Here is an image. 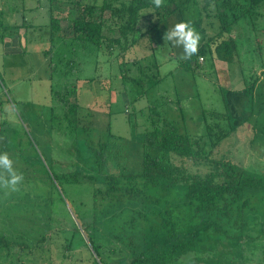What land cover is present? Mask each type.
Masks as SVG:
<instances>
[{"label":"rangeland","instance_id":"rangeland-1","mask_svg":"<svg viewBox=\"0 0 264 264\" xmlns=\"http://www.w3.org/2000/svg\"><path fill=\"white\" fill-rule=\"evenodd\" d=\"M57 1L71 6L75 0ZM107 2L120 7L129 0ZM249 3L164 0L156 8L144 0L138 28L126 38L106 9L104 40L88 49L71 39L66 19L61 37L50 38V0H0V152L24 176L19 192L0 191V235L6 239L0 264H93L86 234L104 248L107 264H129L132 249L141 250L129 240L166 248L173 233L192 246L169 264H264V189H246L249 204L235 205L230 216L196 212L178 187H147L138 201L124 189L113 196L98 191L107 189L106 174L141 169L144 135H154L153 122L161 125L165 117L194 137L204 134L208 116L202 109L227 112L235 126L213 158L252 171L263 167L264 2L240 16ZM219 11L231 24L221 36ZM180 21L200 34L199 47L232 35L235 60L199 54L192 68H183L182 48L164 40ZM100 142L105 164L97 175L91 147ZM149 150L187 175L213 169L209 162ZM118 182L125 184L122 177Z\"/></svg>","mask_w":264,"mask_h":264},{"label":"trees","instance_id":"trees-1","mask_svg":"<svg viewBox=\"0 0 264 264\" xmlns=\"http://www.w3.org/2000/svg\"><path fill=\"white\" fill-rule=\"evenodd\" d=\"M54 1L50 0L49 7L50 38L61 37V20L66 19L68 27L71 28V39L88 49L99 47L104 40L102 33L104 28L103 12L106 9L109 10L111 18L119 19V36L126 38L129 32H136L138 28L141 18L139 11L144 2V0H129L128 5L125 6L121 3L120 7H115L107 0H103L99 4L96 2L83 3L79 0L69 1L72 3L71 6L62 1L56 3ZM209 1L206 0V4ZM249 2L248 8L240 11V16H250L252 8L264 0H249ZM62 14L65 15L62 16ZM239 15H236L235 18H238ZM217 17L220 21V29L216 35L221 36L223 32L228 31L231 24L228 22V15L225 11H219ZM136 36L140 37L134 34L133 41H136ZM111 40L119 42L118 37ZM213 44L214 46H211L210 42L203 43L196 54L190 59L182 61L180 65L186 69L192 68L191 63L199 54H210L214 59L228 63L235 60L238 50L236 39L232 35L223 37ZM178 106L181 117L184 119L180 102H178ZM201 113L208 118L205 119V133L198 137L191 135L186 128L181 129L175 121H166L165 117L161 119V122H164L161 125L157 124L158 121L157 123L153 122L155 124L152 129L154 135L149 133L144 135L141 169L138 172H131L122 168L118 177L115 174H106L107 189L105 192L98 190L99 193L101 192L104 196H113V190L124 189L138 201L147 187L183 188L186 203L192 206L196 212L210 216L222 212L224 215L230 216V209L235 205L238 207L239 204L248 205L249 200L243 192L246 189H264V165L258 171H252L232 160L213 158V149L218 148L220 143L231 135V130H234L235 126L231 123L227 112L202 109ZM104 147V142L98 143L97 147H91V161L95 163V166L91 167L97 175L104 168ZM150 148L164 153H173L182 158H191L193 161L209 162L212 163L213 169L204 175H187L184 171L169 169L164 162L162 163L160 157L152 155ZM89 176L93 179V175ZM121 177L125 180L123 185L118 182ZM171 236L175 241L166 248L143 247L142 240L139 243L129 240V247L136 244L141 248L140 251L132 249L129 254V264H169L174 260L176 254L182 253L192 246L191 239L185 241L183 238H178L176 233ZM85 238L91 248L90 252L94 256L93 264H107L103 255L106 252L104 248L96 242L93 236L86 234ZM0 242L4 244L6 242V239L1 235ZM17 244L13 241V249L17 248Z\"/></svg>","mask_w":264,"mask_h":264},{"label":"clouds","instance_id":"clouds-1","mask_svg":"<svg viewBox=\"0 0 264 264\" xmlns=\"http://www.w3.org/2000/svg\"><path fill=\"white\" fill-rule=\"evenodd\" d=\"M163 2L164 0H152L156 8L162 7ZM200 39V34L196 29L185 21L176 22L164 34L165 42L171 43L176 48H182L181 59H190L198 52ZM166 67H172V65ZM5 111L7 112V110ZM13 164V160L6 151L0 152V191L5 196L19 192L24 180L23 174L19 173Z\"/></svg>","mask_w":264,"mask_h":264}]
</instances>
